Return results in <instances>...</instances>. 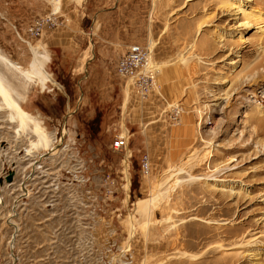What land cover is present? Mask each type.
Returning a JSON list of instances; mask_svg holds the SVG:
<instances>
[{"label":"rangeland","instance_id":"obj_1","mask_svg":"<svg viewBox=\"0 0 264 264\" xmlns=\"http://www.w3.org/2000/svg\"><path fill=\"white\" fill-rule=\"evenodd\" d=\"M221 1L0 0V54L51 76L0 63L36 121L0 113V264H264V33ZM135 45L146 99L116 74Z\"/></svg>","mask_w":264,"mask_h":264},{"label":"bare ground","instance_id":"obj_2","mask_svg":"<svg viewBox=\"0 0 264 264\" xmlns=\"http://www.w3.org/2000/svg\"><path fill=\"white\" fill-rule=\"evenodd\" d=\"M221 2L223 5L222 9L226 11L227 15L232 16L228 20V24L240 22L239 26L243 28L253 27L257 24L258 29L261 30L260 32L264 33V0H222ZM249 3L256 5L258 9H251V11H248L247 8L249 7ZM262 43L264 45V41ZM31 51L33 53V59L28 69H23L20 65H17V63L0 54V63L4 65L14 77L24 82L25 90L29 83H34L36 81H40L42 86L46 87L48 84L47 82L51 79V76L45 70V64L49 60L48 56L40 55L32 47ZM20 98L21 96L14 90L9 79L0 71V99L2 101V103H0V113H8L11 120H17L22 129L27 130L29 124L34 122L36 125V121L23 110L20 104ZM33 133L38 136L39 143H48L47 136L40 132L38 125L36 129L33 130ZM52 151L53 153L55 152L54 149ZM140 202L141 205L146 204V201ZM155 202L156 200L153 201V203Z\"/></svg>","mask_w":264,"mask_h":264},{"label":"built area","instance_id":"obj_3","mask_svg":"<svg viewBox=\"0 0 264 264\" xmlns=\"http://www.w3.org/2000/svg\"><path fill=\"white\" fill-rule=\"evenodd\" d=\"M32 33L39 31L35 26L31 29ZM150 53L142 46L135 45L129 48L127 54L121 57L116 64V74L118 77L134 82L138 94L146 99L155 86V70L150 65ZM129 138L120 135L113 144L114 151H129ZM150 160L145 157L142 160L143 171L148 172Z\"/></svg>","mask_w":264,"mask_h":264},{"label":"crops","instance_id":"obj_4","mask_svg":"<svg viewBox=\"0 0 264 264\" xmlns=\"http://www.w3.org/2000/svg\"><path fill=\"white\" fill-rule=\"evenodd\" d=\"M103 57H104V59H106V60H108V59H112V60H114V61H117L120 57V55H118V56H115L114 54H112V55H110V54H108L107 52H105V53H103ZM119 57V58H118ZM152 97L153 96H150V98L152 99ZM166 98L165 96H162V98ZM167 99V98H166ZM157 100H160V98H154V102H156Z\"/></svg>","mask_w":264,"mask_h":264},{"label":"water","instance_id":"obj_5","mask_svg":"<svg viewBox=\"0 0 264 264\" xmlns=\"http://www.w3.org/2000/svg\"><path fill=\"white\" fill-rule=\"evenodd\" d=\"M14 172H11L8 177L6 178L7 183H12L14 181Z\"/></svg>","mask_w":264,"mask_h":264},{"label":"flooded vegetation","instance_id":"obj_6","mask_svg":"<svg viewBox=\"0 0 264 264\" xmlns=\"http://www.w3.org/2000/svg\"><path fill=\"white\" fill-rule=\"evenodd\" d=\"M14 174H15V176H14V180H15V177H16V173L14 172ZM13 182H14V181H13ZM13 182H12V183H13Z\"/></svg>","mask_w":264,"mask_h":264}]
</instances>
